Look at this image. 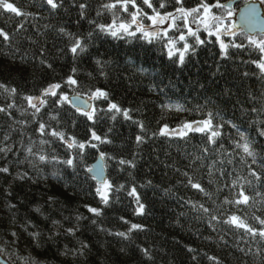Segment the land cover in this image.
Masks as SVG:
<instances>
[{"label":"trees","instance_id":"trees-1","mask_svg":"<svg viewBox=\"0 0 264 264\" xmlns=\"http://www.w3.org/2000/svg\"><path fill=\"white\" fill-rule=\"evenodd\" d=\"M227 1L229 0H223L225 3ZM10 2L22 12L32 15L16 16L0 10V28L10 37L7 41L0 37V68L8 69L11 73L0 74V82H5L10 87L16 86L20 92V95L15 97L17 108L11 110L12 118L0 113V142L8 135V145L13 146L14 153L19 151L20 159L23 160L21 142L28 146L31 137V140L36 141L37 150L40 145L38 134L35 132L36 125L25 127L18 123L32 119L31 116L21 115V111L26 107V101L21 99V95H38L39 90L47 83L60 81L69 72L72 66L71 57L61 51L65 48V40L57 32V28L64 25L73 32L87 31L88 25L81 22L79 29L77 28V10L70 7V0H65L67 11L60 9L52 12L43 5V0ZM102 2L107 0H88L91 17L95 16V10ZM244 2L249 0H238L233 6L235 11ZM189 3L194 4L195 0H189ZM104 19H110V13ZM20 25H23V28H20ZM201 38L214 39L207 37V34ZM227 39L226 37L225 40ZM97 45L93 54L98 51L100 58L109 62L104 69L107 76H101L95 64L89 59H84L79 62V79L86 87L108 90L111 100L122 108H132L134 120L142 121L146 132L141 133L136 124L124 121L122 116H118L115 122L105 116L93 124L71 106H66L60 111L59 125L67 135L76 137L78 141L87 140L91 130L101 137L107 135L112 143H92L99 145V151L116 158H106L103 161L106 179L117 186L122 184L125 187L120 192L113 193L108 207L99 203L98 196L85 194L88 184H95L92 180H89L88 184L83 183L86 169L90 168L99 155V152L92 148L85 149L84 158L79 162L80 166L75 173L50 159L48 163L40 165L38 172L29 170L30 175L39 177L38 183L29 181L21 186L19 182H13L11 177L0 179V256L8 264H21L20 258L28 255L29 251L48 264H215L210 257H216L220 264H264V237H253L244 229L222 222L229 215L236 214L253 228L264 227L255 219H264V188L258 189L262 193L261 196H256L255 191H250L248 194L254 199L249 206L241 205L239 208L223 203L225 196L232 198L227 190L217 192V188L230 183L233 178L227 174L221 176L218 169L224 168L227 172H232L235 167L238 172L246 171L239 163V155L228 157L224 154L225 150L227 153H233L234 144L229 137L237 136L236 130L228 127L224 129L225 135L221 140L223 149L219 145H207L206 138L201 133L189 132L184 137L164 132L161 134V130H178L184 123L205 118L199 106L206 103L207 96H212L215 100L213 93L217 91L216 85L211 83L210 79L206 80L214 70L210 68L211 57L203 53L201 61L208 58V65H190L181 72L173 71L168 66L166 52H162L158 42L146 45L142 40L134 38H108L97 41ZM41 58L52 63L55 71L42 73L38 67ZM162 68L167 70L161 72ZM88 73L92 74L91 77ZM196 80L207 82L211 91L202 93L195 83ZM220 85L224 86L223 80ZM230 85H234V95L215 100L217 109L225 120L234 121L240 125V131L250 135L258 144H264V138H258L254 130L259 127V122L264 120V113L258 115L247 112L253 103L257 107L261 106L260 97L264 93V81L254 76L243 82L230 81ZM249 92L255 95V101L246 99ZM83 97L87 98L86 95ZM10 102L6 94H0V105ZM96 104L98 108L107 107V102L104 101H98ZM163 105H181L186 110L177 111L175 107L169 110ZM242 108L247 114H242ZM48 112L55 114L52 108H49ZM42 115L44 120H49L48 114ZM253 121L256 123L253 124ZM51 123L53 126L56 124L55 121ZM138 134L145 137L144 142L140 144L135 141ZM205 146L211 150L203 160V166L199 160L193 163L197 156L205 155L202 152ZM44 147L50 156L55 154L60 159H66L68 153L73 151L60 142L51 147ZM134 154L135 168L118 164L120 158L131 160ZM228 158L233 159V164L218 163L217 168L213 169V177L210 178L208 165L213 160L226 161ZM16 159L11 153L7 161L0 155V166L8 163L15 175L18 170ZM20 168L28 169V165H20ZM53 173L63 179H57ZM184 173H188L194 182H199L211 194V198L188 185V177ZM209 179H213L214 183L210 184ZM148 181H151V184H148ZM133 186L136 187L140 201L146 205L144 215L136 214V200L128 195ZM53 193L58 197L55 210L47 203L48 196ZM86 203L104 208L103 216L97 218V225L85 220L81 222V231L77 233L76 238H66L63 229H60L59 236L49 239L51 232L56 231L52 228L51 219L60 220L65 227H70L75 223L74 217L77 213L90 216L82 207ZM10 204L16 207L10 208ZM193 204L209 207L213 214L220 217L221 222L212 221V226H209V215L197 211L192 207ZM37 207L41 209L40 213L34 211ZM45 217L50 219L45 220ZM65 217L69 220H65ZM121 217L128 223L121 220ZM27 221L36 225V228L29 231H39L42 234L39 248L34 247V242L22 231V226ZM133 223L143 225L144 230L132 231L130 240L109 235V231L128 232ZM99 227L106 231H100ZM13 231L20 236L18 243H13V237L10 235ZM77 239L90 246V251H86L85 256L74 258L71 254L59 255V251H62L66 244L69 248L79 247ZM121 248L126 249L127 255L120 253ZM145 248L149 250L152 259L143 256L140 249Z\"/></svg>","mask_w":264,"mask_h":264},{"label":"snow or ice","instance_id":"snow-or-ice-1","mask_svg":"<svg viewBox=\"0 0 264 264\" xmlns=\"http://www.w3.org/2000/svg\"><path fill=\"white\" fill-rule=\"evenodd\" d=\"M43 5L47 6L50 12L60 9L68 10L65 8V0H43ZM260 5L264 7V0H260ZM70 7L77 10V19L75 21L77 28L79 29L81 22H86L88 30L73 32L64 25L57 28V32L65 40V48L61 49V51L70 55L72 66L60 81L47 83L46 86L39 90L38 95H21V99L26 101V107L21 111V115L31 116L32 119L31 121L25 119L18 121V123L25 127L30 126V124L36 125L35 132L38 134L40 147L37 150L36 141L31 140V137H29L31 143L28 146L21 142L20 147L24 152L23 160H21L19 151L14 153L13 146L7 143L10 137L5 135L4 141L0 142V155L7 161L8 155L10 153L14 154L17 158L16 166L18 170L13 175L9 164L5 163L0 166V179L6 180L11 177L13 182H19L21 186L29 181L33 184L38 183L39 177L30 175L29 170L38 172L40 165L48 163L50 159L57 164L65 166V168L72 169L75 173L80 166L79 162L84 158L85 149L92 148L99 152L97 165L95 169H86L83 183L88 184L89 180L96 183L94 185L88 184V191L85 194L98 196L99 203L108 207L112 201L113 193H118L124 189V185L117 186L104 176L105 166L103 161L106 158L108 160L116 158L99 151V145L92 143V141L102 144L112 143V140L107 135L101 137L94 130H91L90 137L87 140L78 141L76 137L67 135L59 125L60 111L64 110L66 106H71L89 121H92L93 124L105 116L113 122L117 120L118 116H122L124 121H131L136 124L141 133L146 132L145 124L142 121L134 120L132 115L134 110L132 108H122L111 100L108 90L99 87H86L79 79L81 75L79 62L84 59L91 60L101 76H107L104 69L109 62L100 58L98 51L95 55L93 54V49L98 47L97 41H103L108 38H134L135 40H142L146 45H153L158 42L161 45L162 52H166L169 62L168 66L173 71L179 70L181 72L190 65L193 67L201 64L208 65V58L201 61V55L207 53L212 60L210 68L214 70L210 72V76L206 80L210 79L211 83L217 87V91L213 93L215 100L234 95L232 91L234 85H230V81L239 80L243 82L254 76H258L261 81H264V20L259 18L255 5L246 7L240 12V25L232 23L231 18L235 14L233 4L230 2L225 3L223 0H195L194 4L189 3V0H107V2H102L98 5L94 17H91L88 11L90 7L88 0H70ZM0 10L16 16L32 15V13L22 12L10 0H0ZM109 13L110 19L105 20L104 17ZM102 20L103 22H101ZM20 28H23V25H20ZM237 28L239 32H237ZM204 34L214 39H202L201 36ZM0 37H3L5 41L10 39L9 34L2 28H0ZM226 37L228 38L227 41L225 40ZM38 67L45 74L55 71L53 64L44 58L39 60ZM166 70V68H162L161 72ZM4 73L11 74L10 70L0 68V74ZM88 75L91 77L92 74L88 73ZM221 80L224 81V86L220 85ZM195 83L202 93L211 91L207 82L196 80ZM65 89L70 91H65ZM237 92H239V88H237ZM0 94H6L11 101L6 105H0V113H5L12 118L11 110L17 108L15 97L20 95L19 89L14 85L10 87L7 83L0 82ZM85 95L87 100L84 101L82 107L80 102ZM246 99L255 101L256 97L249 92ZM215 100L212 96H207L206 103L199 106L205 118L182 124L181 130L177 134L184 137L189 132L201 133L206 138L207 145H219L223 149L221 140L225 135L224 129L226 127L235 129L237 136L229 137L234 144L233 153H227L225 150L224 154L228 157H232L233 154L239 155V163L244 166L246 171L244 173L238 172L235 167H233L232 172H227L224 168L218 169L221 176L227 174L233 178L230 183L217 188V192L227 190L231 194V199L228 196L224 197V204L233 205L237 208L241 205L249 206L254 198L248 193L255 191L256 196H261L262 193L258 189L264 188V144H258L250 135L240 131V125L234 121L225 120L222 113L217 109ZM260 100V107L253 103L247 112L258 115L264 113V93L261 94ZM98 101L107 102V107L98 108L96 104ZM163 107L169 110L173 107L177 111L186 110L181 105H163ZM49 108H52L55 114H50L48 112ZM241 111L242 114H247L244 113L243 108ZM42 114H48L49 120H44ZM51 121L56 122L55 126H53ZM255 123L256 121H253V124ZM254 130L258 138H264V120L260 121L259 127ZM111 131L112 129L110 128L109 132ZM20 134L23 136V131ZM161 134H163V130H161ZM144 139L145 137L142 134H138L135 137L137 144L144 142ZM56 142L66 144L67 149L73 150L68 153L66 159H60L55 154L50 156L46 151L45 145L51 147ZM210 150V147L205 146L202 149L205 155L197 156L193 163L199 160L203 166V160ZM134 160L135 154L131 160L120 158L118 164L135 168ZM225 162L233 164V159L228 158L226 161L213 160L208 165L209 177H213V169L217 168L218 163L223 165ZM23 164H27L28 169L20 168V165ZM53 175L57 179H63L57 173H53ZM184 175L188 177V185L211 198V194L199 182H194L192 177L188 176V173H184ZM209 183H214V180L209 179ZM148 184H151V181H148ZM8 194L11 195V192ZM128 195L133 196L136 200V214L144 215L146 205L140 201V196L135 186L131 188ZM47 203L50 208L55 210V205L58 203V197L55 193L48 196ZM9 207L15 208L16 205L10 204ZM82 207L87 210L90 216L77 213L74 217L75 223L70 227H65L60 220L51 219L52 228L56 229V231L51 232L49 239L59 236L61 234L60 229H63V234L66 238H76L77 233L81 231V222L85 220L90 221L92 225H97V218L103 216L104 208L94 207L87 203L83 204ZM192 207L209 215V226H212V221L221 222L220 217L213 214L212 209L204 204H193ZM34 211L40 213L41 209L37 207ZM48 219L50 217H45V220ZM255 219L260 225L264 226V219H260V217H255ZM65 220H69V218L65 217ZM121 220H124V218L121 217ZM124 222L128 223L126 220ZM222 222L238 229H244L253 237L256 235L264 237V227L253 228L236 214L229 215ZM34 228H36V225L31 221H27L22 226V231L26 232L34 242L33 246L39 248V240L42 234L39 231H29V229ZM99 230L106 231L103 227H99ZM134 230H144V226L133 223L128 232L112 233L109 231V235L118 236L123 240H130V233ZM10 235L13 237V243L20 241V236L17 232L13 231ZM221 239L223 238L221 237ZM77 244L79 247L73 248H69L67 244L64 245L63 250L59 251V255L68 256L71 254L75 258L85 256L86 251H90L89 244L84 241L77 239ZM140 251L144 257L152 259L148 249H140ZM189 251L193 250L189 249ZM120 253L127 255V251L124 248L120 249ZM193 258L195 259V257ZM20 259L21 264H48L47 261L33 255L31 251ZM209 259L215 261V264H220L216 257H210Z\"/></svg>","mask_w":264,"mask_h":264},{"label":"water","instance_id":"water-1","mask_svg":"<svg viewBox=\"0 0 264 264\" xmlns=\"http://www.w3.org/2000/svg\"><path fill=\"white\" fill-rule=\"evenodd\" d=\"M232 3V4H235L236 2H238V0H231V1H228V2H226V3ZM251 5H255L256 6V8H257V12H258V14H259V18L261 19V20H264V15H263V9H262V7H261V5H260V3L259 2H247V3H245V4H243L236 12H235V14H234V17H233V24H235V25H240L241 24V18H240V12L242 11V10H244L246 7H249V6H251ZM237 30H239L238 28H237ZM85 100H87V99H85V98H82V100H81V106L83 107V104H84V101ZM75 109V108H74ZM99 156V155H98ZM97 156V157H98ZM97 157H96V159L92 162V164L90 165V168H93V169H95V167H96V165H97ZM92 174H95V173H92ZM91 175V174H90ZM104 176H105V178H106V175H105V170H104ZM96 183V182H95ZM0 264H8L1 256H0Z\"/></svg>","mask_w":264,"mask_h":264},{"label":"rangeland","instance_id":"rangeland-1","mask_svg":"<svg viewBox=\"0 0 264 264\" xmlns=\"http://www.w3.org/2000/svg\"><path fill=\"white\" fill-rule=\"evenodd\" d=\"M249 2H259V3H260V1H258V0H249ZM244 3H245V2H244ZM244 3H243V4H244ZM261 7H262V6H261ZM262 9H263V15H264V7H262ZM233 17H234V16H233ZM233 17L231 18L232 21H233ZM180 130H181V129H178V130L173 131V130H169V129H164L163 132L166 133V134L175 135V134H177Z\"/></svg>","mask_w":264,"mask_h":264},{"label":"bare ground","instance_id":"bare-ground-1","mask_svg":"<svg viewBox=\"0 0 264 264\" xmlns=\"http://www.w3.org/2000/svg\"><path fill=\"white\" fill-rule=\"evenodd\" d=\"M241 6H242V5H241ZM241 6H240V7H241Z\"/></svg>","mask_w":264,"mask_h":264}]
</instances>
